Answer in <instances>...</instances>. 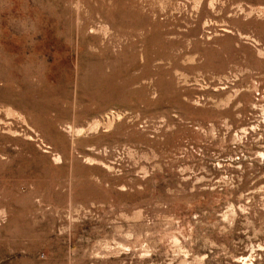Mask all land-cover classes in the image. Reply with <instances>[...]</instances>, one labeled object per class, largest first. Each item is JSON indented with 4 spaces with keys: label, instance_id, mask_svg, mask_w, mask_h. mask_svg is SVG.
<instances>
[{
    "label": "rangeland",
    "instance_id": "1",
    "mask_svg": "<svg viewBox=\"0 0 264 264\" xmlns=\"http://www.w3.org/2000/svg\"><path fill=\"white\" fill-rule=\"evenodd\" d=\"M0 264H264V0H0Z\"/></svg>",
    "mask_w": 264,
    "mask_h": 264
}]
</instances>
